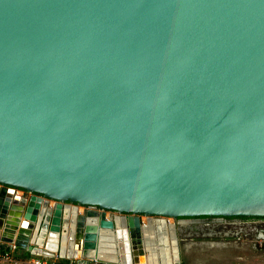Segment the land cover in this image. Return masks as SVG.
<instances>
[{
	"label": "water",
	"instance_id": "1",
	"mask_svg": "<svg viewBox=\"0 0 264 264\" xmlns=\"http://www.w3.org/2000/svg\"><path fill=\"white\" fill-rule=\"evenodd\" d=\"M202 216L264 217V0H0V242L182 264Z\"/></svg>",
	"mask_w": 264,
	"mask_h": 264
},
{
	"label": "rangeland",
	"instance_id": "2",
	"mask_svg": "<svg viewBox=\"0 0 264 264\" xmlns=\"http://www.w3.org/2000/svg\"><path fill=\"white\" fill-rule=\"evenodd\" d=\"M168 219L176 223L175 218ZM238 235L206 237L195 229L190 230L189 234L180 236V260L182 264H264V245L257 241L254 245L252 236Z\"/></svg>",
	"mask_w": 264,
	"mask_h": 264
},
{
	"label": "flooded vegetation",
	"instance_id": "3",
	"mask_svg": "<svg viewBox=\"0 0 264 264\" xmlns=\"http://www.w3.org/2000/svg\"><path fill=\"white\" fill-rule=\"evenodd\" d=\"M178 221L179 219H176V222ZM179 227L180 236L189 234L190 230L195 229L206 237L213 235L238 237V233H242V236L255 238L254 245L256 241L264 240V217H192L184 218Z\"/></svg>",
	"mask_w": 264,
	"mask_h": 264
},
{
	"label": "built area",
	"instance_id": "4",
	"mask_svg": "<svg viewBox=\"0 0 264 264\" xmlns=\"http://www.w3.org/2000/svg\"><path fill=\"white\" fill-rule=\"evenodd\" d=\"M264 244V240H260V245ZM9 246L8 250L4 252H0V263L5 264H61L58 262V258L56 257L53 259L45 258L42 256H32L29 258H18L15 257L16 252L18 250L15 243L7 244ZM64 264H79L75 261L69 260L67 263ZM241 264V263H236Z\"/></svg>",
	"mask_w": 264,
	"mask_h": 264
},
{
	"label": "bare ground",
	"instance_id": "5",
	"mask_svg": "<svg viewBox=\"0 0 264 264\" xmlns=\"http://www.w3.org/2000/svg\"><path fill=\"white\" fill-rule=\"evenodd\" d=\"M167 230H168V228H167ZM162 231H163L164 234H165V232H166L165 227L162 229ZM166 237H167V236H166ZM166 239H167V240H165V241H166V244H167V245H166L165 249H163V251L165 250V255H164V257H163V260H164V261L160 263L158 260H154V261L152 262V264H169V263H171V262H172V264H175L176 262L179 263V259L174 257V253H176V251H173L172 248L170 249V250H172V251H171L172 258H171V254H170V250H169V244H168V243H170V244L172 245L171 237L169 236V238L167 237ZM168 241H170V242H168ZM166 252H167V254H166ZM102 253H105V251L103 250ZM152 253H153V254H152V258H153V257H155V251L152 252Z\"/></svg>",
	"mask_w": 264,
	"mask_h": 264
},
{
	"label": "trees",
	"instance_id": "6",
	"mask_svg": "<svg viewBox=\"0 0 264 264\" xmlns=\"http://www.w3.org/2000/svg\"><path fill=\"white\" fill-rule=\"evenodd\" d=\"M8 248H9V246L7 244L0 243V252H4V251L8 250ZM15 257H18V258H29L31 256L30 255L23 256V255L16 254ZM68 261H69L68 259L58 258V262L61 263V264H64V263H66ZM0 264H5V263H0Z\"/></svg>",
	"mask_w": 264,
	"mask_h": 264
},
{
	"label": "crops",
	"instance_id": "7",
	"mask_svg": "<svg viewBox=\"0 0 264 264\" xmlns=\"http://www.w3.org/2000/svg\"><path fill=\"white\" fill-rule=\"evenodd\" d=\"M82 209H83V208H82ZM107 215L112 217V216L116 215V213H115V212H110V213L107 212ZM0 243H2V242H0ZM16 254L23 255V256H28V255H30L31 257L34 256V255L30 254V252L25 251V250H22V249H18V251L16 252ZM55 259H56V258H55ZM75 262H77V261L75 260ZM66 263H67V262H66Z\"/></svg>",
	"mask_w": 264,
	"mask_h": 264
}]
</instances>
